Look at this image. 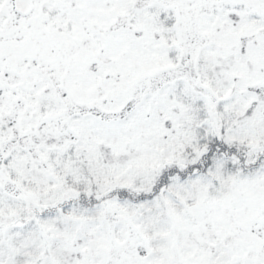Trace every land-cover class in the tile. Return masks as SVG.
<instances>
[{
    "label": "snow or ice",
    "instance_id": "6c2138e0",
    "mask_svg": "<svg viewBox=\"0 0 264 264\" xmlns=\"http://www.w3.org/2000/svg\"><path fill=\"white\" fill-rule=\"evenodd\" d=\"M0 264H264V0H0Z\"/></svg>",
    "mask_w": 264,
    "mask_h": 264
}]
</instances>
